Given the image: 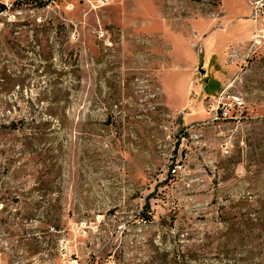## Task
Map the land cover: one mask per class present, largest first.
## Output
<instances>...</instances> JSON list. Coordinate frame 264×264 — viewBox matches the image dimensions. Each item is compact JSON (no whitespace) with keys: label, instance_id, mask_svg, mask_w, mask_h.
Wrapping results in <instances>:
<instances>
[{"label":"rangeland","instance_id":"374dc122","mask_svg":"<svg viewBox=\"0 0 264 264\" xmlns=\"http://www.w3.org/2000/svg\"><path fill=\"white\" fill-rule=\"evenodd\" d=\"M0 1V264H264V0Z\"/></svg>","mask_w":264,"mask_h":264},{"label":"trees","instance_id":"16d2710c","mask_svg":"<svg viewBox=\"0 0 264 264\" xmlns=\"http://www.w3.org/2000/svg\"><path fill=\"white\" fill-rule=\"evenodd\" d=\"M19 7L20 5H26V4H33L34 6H36L39 9H43L48 7L49 5V1H43V0H20L18 1ZM9 8L7 7V5L5 3H3L2 1H0V16L8 13L9 12ZM145 221H149L151 219L149 218H144Z\"/></svg>","mask_w":264,"mask_h":264},{"label":"built area","instance_id":"2783aa9c","mask_svg":"<svg viewBox=\"0 0 264 264\" xmlns=\"http://www.w3.org/2000/svg\"><path fill=\"white\" fill-rule=\"evenodd\" d=\"M216 114H217V113H216ZM221 114H222V113H221ZM217 116H218V115H217ZM217 116H216V120L218 119Z\"/></svg>","mask_w":264,"mask_h":264}]
</instances>
